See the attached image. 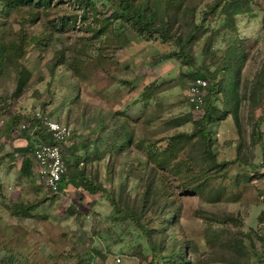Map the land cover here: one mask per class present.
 Instances as JSON below:
<instances>
[{"label": "rangeland", "instance_id": "374dc122", "mask_svg": "<svg viewBox=\"0 0 264 264\" xmlns=\"http://www.w3.org/2000/svg\"><path fill=\"white\" fill-rule=\"evenodd\" d=\"M229 1L180 0L179 11H168L171 34H192L188 66L159 59L178 50L172 41L128 37V25L111 20L117 0H91L83 17L73 0L10 12L0 4V264H163L174 243L183 264H264V0L226 20ZM147 3L163 13L164 0ZM227 62L238 75V127L230 115L208 127L210 165L197 140L169 138L190 134L200 117L186 103L190 74L206 69L227 83L235 77ZM36 115L70 129L66 167L77 162L105 194L64 187L50 196L33 171L19 176L13 150L42 143L29 122ZM147 187L153 196L141 210ZM120 195L163 236L162 252L152 253L130 218L111 208ZM34 202L27 215L13 209ZM160 208L174 219L158 216Z\"/></svg>", "mask_w": 264, "mask_h": 264}, {"label": "trees", "instance_id": "16d2710c", "mask_svg": "<svg viewBox=\"0 0 264 264\" xmlns=\"http://www.w3.org/2000/svg\"><path fill=\"white\" fill-rule=\"evenodd\" d=\"M81 9V17L85 15V11L88 9L91 0H73ZM249 0H230L224 3L222 6L223 16L226 20L232 19L236 15L249 13ZM52 0H0L2 9L6 12L16 11L21 8L27 9H46L50 7ZM180 0H164L163 13L158 15L154 10V6H150L147 0H140L135 3V0H117L118 12L112 15L113 21L125 22L128 27L126 28L128 37H143L157 35L162 42L172 41L177 47V51H171L169 53L159 56L160 60L176 59L179 60L182 65L188 66L189 55L187 53V47L192 40V34H187L184 38L176 33H170V21L168 16V11H179L181 8ZM33 15V14H31ZM33 18L31 21H33ZM61 21V27L67 24L66 21ZM75 22V21H73ZM101 32V29L97 32ZM130 35V36H129ZM4 52V46L0 44V55ZM7 52V51H6ZM232 53V52H231ZM229 63L224 64L223 69L230 75H234V79H230L227 83L225 80L215 81V73L208 72L206 69H195L191 74V81L195 78H201L207 81V87L205 88V95L203 98V103L201 105L202 114L199 119L195 122V128L190 134L179 133L169 138V141L174 144L180 142L181 140H197L200 145V155L201 159L210 165H215L214 156L211 153V142L210 133L208 127L211 124L223 121L228 115L234 122L235 127H238V100L236 98V88H237V73L231 70ZM223 94L222 107L218 108L214 105V102L219 101L217 94ZM37 119V118H36ZM31 123L39 126V129L35 134L41 137V144H49V138L44 132L40 121L37 119H32L29 121ZM258 122L259 118L253 124V135L257 141L260 140L258 136ZM123 126V123L120 124ZM124 127V126H123ZM124 139L129 136V132L126 130L124 132ZM28 142V141H27ZM123 145V144H122ZM119 148V147H118ZM32 150L33 147L26 143L25 147L16 148L13 150L14 153L18 154V174L24 179H29L31 177V171L33 169L32 162ZM118 152V151H117ZM120 151L118 152V154ZM86 151L84 152V155ZM238 151L236 152V156ZM261 155L264 157V150H261ZM85 159L89 157L84 156ZM239 159V156H238ZM237 159V160H238ZM263 159V158H262ZM264 163V161H263ZM79 164V163H78ZM64 187H71L74 190H79L85 192L88 195L105 194L106 190L102 187L96 179L89 177L83 168L77 167V162H72L70 167H66V171L59 182V193L64 190ZM122 193V190H120ZM153 194H149L148 187L143 192L137 208L144 210L145 205L148 204L147 201L152 198ZM117 201V202H116ZM111 208L120 215L129 217L133 224L139 229V231L144 235L147 240L152 253H155V248L159 252L163 251L164 238L161 234L154 235L152 230L147 229L145 226L138 222V217L135 215V210H129V207L125 202H123L121 195L117 200L109 199ZM40 202H34L30 204L20 205L14 204L13 209L17 207L20 209L21 215H27L31 209L36 208ZM149 205H152L150 203ZM159 206V205H157ZM79 214V212H77ZM158 216H166L170 219L168 222L174 219L173 214L169 210H164L160 208ZM263 213L260 214L258 219L263 221ZM155 236L152 238V236ZM235 252L234 246L231 248ZM185 252L176 243L169 250V256H167V261L163 264H183ZM153 258V256H152ZM151 264V263H148Z\"/></svg>", "mask_w": 264, "mask_h": 264}, {"label": "built area", "instance_id": "2783aa9c", "mask_svg": "<svg viewBox=\"0 0 264 264\" xmlns=\"http://www.w3.org/2000/svg\"><path fill=\"white\" fill-rule=\"evenodd\" d=\"M207 81L195 78L188 84L185 98L186 103L199 115L202 114L201 105L205 95ZM40 121L44 132L49 138V144H39L32 150V171L36 180L50 196L59 194V182L66 171L64 152L66 142L70 138V129L45 115H36ZM25 129V126H20ZM115 264H119L118 257L114 259Z\"/></svg>", "mask_w": 264, "mask_h": 264}, {"label": "crops", "instance_id": "0c3cea01", "mask_svg": "<svg viewBox=\"0 0 264 264\" xmlns=\"http://www.w3.org/2000/svg\"><path fill=\"white\" fill-rule=\"evenodd\" d=\"M84 156H87V157H89L90 155H88V154L86 153Z\"/></svg>", "mask_w": 264, "mask_h": 264}]
</instances>
